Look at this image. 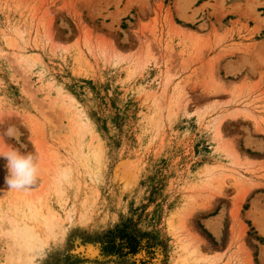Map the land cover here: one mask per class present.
Masks as SVG:
<instances>
[{"label":"rangeland","instance_id":"1","mask_svg":"<svg viewBox=\"0 0 264 264\" xmlns=\"http://www.w3.org/2000/svg\"><path fill=\"white\" fill-rule=\"evenodd\" d=\"M8 147L0 264H264V0H0Z\"/></svg>","mask_w":264,"mask_h":264},{"label":"clouds","instance_id":"2","mask_svg":"<svg viewBox=\"0 0 264 264\" xmlns=\"http://www.w3.org/2000/svg\"><path fill=\"white\" fill-rule=\"evenodd\" d=\"M5 135L19 139L16 130L9 128ZM26 149V145L23 146ZM0 160L4 161V184L8 189L26 190L38 179V157L30 151H21L14 147L0 150Z\"/></svg>","mask_w":264,"mask_h":264},{"label":"trees","instance_id":"3","mask_svg":"<svg viewBox=\"0 0 264 264\" xmlns=\"http://www.w3.org/2000/svg\"><path fill=\"white\" fill-rule=\"evenodd\" d=\"M108 239L110 240H106L102 247V254L105 257L110 258L107 259L108 261L111 260V258H115V256L117 258H123L130 255L134 256L140 251V241L135 236L128 234L127 225L125 224L122 225V228H119L116 231V234H114V238ZM116 240L118 242H115ZM106 253L108 254V256H106Z\"/></svg>","mask_w":264,"mask_h":264}]
</instances>
